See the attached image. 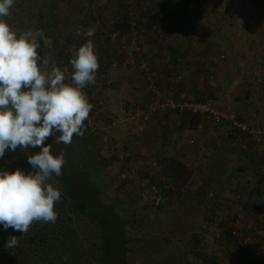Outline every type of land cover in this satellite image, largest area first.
I'll return each mask as SVG.
<instances>
[{"label":"rangeland","instance_id":"rangeland-1","mask_svg":"<svg viewBox=\"0 0 264 264\" xmlns=\"http://www.w3.org/2000/svg\"><path fill=\"white\" fill-rule=\"evenodd\" d=\"M159 7L169 8L173 15L160 29H154L149 15ZM2 19L15 32L31 31L43 48L44 61H48L42 70L57 66L67 84H73L71 58L80 46L92 41L99 60L95 82L101 78V68L112 74L131 69L142 79L147 103L140 113L149 106L150 93L143 74L128 63L136 52L133 38L146 49L155 83L166 96L170 81L184 82L179 53L197 59L198 54L212 52L230 64L232 73L216 83L224 101L220 93L218 97L197 98L201 103L213 100L214 106L229 113V119L217 124L205 118L193 135L196 138L184 134L177 138V148L180 142L187 145L179 153L189 170L181 172L182 179H169L172 172L167 171L172 164L167 162L174 157L166 153L158 155L151 169L146 165L142 169L137 159L117 170L113 159L118 156L108 153L107 146L123 134L121 124L107 131L101 125L105 120L99 121L101 129L96 137L88 133V117L83 136L74 134L70 144L59 145L75 168L92 174L103 202L114 206L121 217L127 234L128 264H264V0H14L9 15ZM126 20L131 31L113 39V24ZM89 29L93 36L87 35ZM162 52H167L168 58ZM155 60H159L158 65ZM114 62L116 67L111 66ZM199 77L210 82L214 74L204 66ZM90 86L94 84H87L83 91ZM94 104L95 111L106 106L103 99H95ZM197 141L198 146L194 145ZM95 144L102 148L99 154L93 153ZM40 150H9L11 158L0 161V171L34 172L28 156ZM125 158L123 155L120 160L128 164ZM142 170L151 175L138 179ZM47 183L61 190L52 177ZM55 207L62 216L51 229L41 232L46 235L37 233L43 221L33 222L23 234L0 225V264H98L103 247L100 222L77 216L70 209L66 213L56 203ZM237 218L241 238L231 234ZM10 236L17 237L18 245L5 248ZM246 238L251 245H243Z\"/></svg>","mask_w":264,"mask_h":264},{"label":"clouds","instance_id":"clouds-1","mask_svg":"<svg viewBox=\"0 0 264 264\" xmlns=\"http://www.w3.org/2000/svg\"><path fill=\"white\" fill-rule=\"evenodd\" d=\"M13 4L14 0H0V157L18 147L41 150L28 156L34 172L0 171V225L23 234L33 222L54 223L57 219L54 207L61 191L47 181L53 173L61 175L64 157L54 155L45 141L54 132L60 133L58 144H70L74 134L84 135L83 122L92 105L83 89L95 83L99 60L93 42L88 41L70 60L73 84L64 82V72L55 65L51 71H43L33 33L25 31L17 36L2 19ZM37 35L42 37L43 33ZM87 35L93 36L94 31L89 29ZM116 35L113 33L112 38ZM47 64L45 60V68ZM17 245V237L10 236L5 248Z\"/></svg>","mask_w":264,"mask_h":264},{"label":"crops","instance_id":"crops-1","mask_svg":"<svg viewBox=\"0 0 264 264\" xmlns=\"http://www.w3.org/2000/svg\"><path fill=\"white\" fill-rule=\"evenodd\" d=\"M151 25L154 29H160L162 23ZM179 45L182 46L183 44L180 43ZM170 46H172L171 42ZM162 53L167 55L166 57L168 58L167 52ZM178 55L183 58V69L181 73H183L184 82L181 85L179 83L169 82L170 86H168L167 89V100L172 104V107H168L160 113L151 115L148 121H144L139 112L142 106L147 103L144 93L145 86L144 83L141 82L142 79L135 74L134 70L122 69L112 74L110 70L101 68L99 72V77H101L100 80L96 81L94 86H90L88 91L84 92L87 93L89 102L90 99H93L94 103L95 99H103L106 103L104 109L95 111L97 104H91L90 102L92 109L88 116L90 117L88 123L91 129L90 131L88 129V133L97 137V135H99L97 129H101L99 128L98 122L101 120H105L104 123H101V125L105 127L103 128L104 130L108 131L116 124H121L125 128L120 138L111 140L107 146L109 148L108 153L114 152L115 155L118 156V158L113 159L116 161L113 163L118 165L117 170L136 163L137 159L141 160V162H137V165L142 169H145L146 166L151 169L153 165H156L160 153H166L170 157H177V155H179V160H184L179 153L181 149H184L187 145L184 142H180V146L177 148L175 145L178 142L177 138H179L181 134L182 136L186 135L189 137L195 135V133L202 128V121L205 118L199 117V124L191 128L189 124L186 125L182 123L181 116L189 112L180 111L181 106L190 103V101L201 102L197 100V98L202 99V95H204L206 99L211 96L218 97L220 88L216 83L220 80L223 81L232 73V66L227 62L220 61L219 57L212 52L198 54L197 59L187 54L181 55V53H179ZM186 61L188 62L185 63ZM193 61L196 62V65L193 64ZM155 63L158 65L159 60H155ZM153 65L156 69L154 63ZM204 66L209 68L214 74V79L210 82L208 78L204 79L202 77L201 79L199 77V72H201ZM158 76L159 79H163L162 76ZM210 86H212V88ZM234 88L235 86L232 85L231 89ZM237 88H235V91H237ZM223 94L224 93H222L219 98H221ZM209 101L214 103L213 100ZM221 101L224 100L221 98ZM111 133L116 134V132ZM194 145L198 146V141L194 143ZM199 145L200 148H202L200 135ZM99 148L102 149L99 144L98 146L95 144L93 153L99 154ZM123 155L126 156L124 160L125 162L128 161V164L120 160ZM130 156L132 157L130 158ZM184 163L188 166L190 165L188 161ZM143 165L146 166L142 167ZM147 175L150 176L151 174H147V170H142V173L139 172L137 178L139 179V177H141L144 179ZM123 176L124 174L122 177Z\"/></svg>","mask_w":264,"mask_h":264},{"label":"trees","instance_id":"trees-1","mask_svg":"<svg viewBox=\"0 0 264 264\" xmlns=\"http://www.w3.org/2000/svg\"><path fill=\"white\" fill-rule=\"evenodd\" d=\"M172 15L173 14L169 8L159 7L150 13L149 20L151 24L158 25L169 21L172 18ZM112 27V32L118 33V35H116L117 39L131 31V24H129L127 20L122 22L118 21L114 23ZM16 33L17 36H19L22 32ZM37 52L40 56L38 65L43 66L44 51L40 45ZM181 118L182 123L186 125L189 124L191 128L196 127L200 122V118L198 116H193L190 113L182 115ZM223 123H225V121ZM53 134L55 139L60 136L59 132H54ZM45 145L50 144L46 143ZM11 153V151L6 150L4 157H0V161L6 162L11 158ZM64 157L66 158L65 155ZM177 159V157H174L169 161V163L167 162L168 165L172 164L171 169L168 171L167 168L166 170L164 169L163 174H165L166 171L172 172V176L169 178L170 180L177 181L178 179H182L181 172L189 171L188 168L179 159ZM71 166L74 174H76V178L67 173L63 168L61 169L60 176H56L54 173L51 175V177L61 185V199L59 202H56V204L59 205L66 213L70 209L77 213V216H81L82 214L100 222V227L103 230V247L100 251L102 254L99 256L98 264H128L125 249L127 234L121 217L116 213L114 206L107 205L103 202L101 199V188L94 181V177L92 178V174L78 170L72 164ZM184 181L187 180H182L181 182ZM54 210H56V207H54ZM61 216L62 215L57 214V219ZM52 224L53 222L45 223L40 227V230L38 229L37 233L42 235L43 233L41 232H43V230L51 229ZM44 241L45 240H42V242ZM46 243H49V239H47Z\"/></svg>","mask_w":264,"mask_h":264},{"label":"built area","instance_id":"built-area-1","mask_svg":"<svg viewBox=\"0 0 264 264\" xmlns=\"http://www.w3.org/2000/svg\"><path fill=\"white\" fill-rule=\"evenodd\" d=\"M133 44H135L136 52L128 58V63L133 65L134 68L138 69L143 77L148 81V92L150 93L149 106L140 113L144 121H148L151 115L157 114L159 111H164L168 107H172V104L167 100L166 93L155 83V73L151 70L146 56V49L139 45L137 38H133ZM112 67H116L117 63L114 62ZM190 111L195 115H199L203 118H210L215 123L224 122L225 119H229V113L222 112L220 108L214 106L212 102L201 103V102H190L181 106L180 111ZM224 113V114H223ZM228 115V116H227ZM240 218L235 220V228L231 230V234L234 238H241L242 232L240 231ZM244 246L251 245L249 239H243ZM264 256V247L262 248Z\"/></svg>","mask_w":264,"mask_h":264},{"label":"water","instance_id":"water-1","mask_svg":"<svg viewBox=\"0 0 264 264\" xmlns=\"http://www.w3.org/2000/svg\"><path fill=\"white\" fill-rule=\"evenodd\" d=\"M48 143L52 146V151L54 155H57L61 153L64 157V154L61 150V146L56 142V139L54 137V134L49 136ZM62 168L69 174H71L74 178H76V174H74L71 164L67 161V159L64 157V164Z\"/></svg>","mask_w":264,"mask_h":264}]
</instances>
